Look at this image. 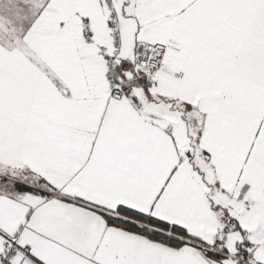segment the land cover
Here are the masks:
<instances>
[{
    "label": "snow or ice",
    "instance_id": "6c2138e0",
    "mask_svg": "<svg viewBox=\"0 0 264 264\" xmlns=\"http://www.w3.org/2000/svg\"><path fill=\"white\" fill-rule=\"evenodd\" d=\"M0 264H264V0H0Z\"/></svg>",
    "mask_w": 264,
    "mask_h": 264
}]
</instances>
